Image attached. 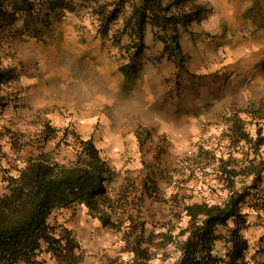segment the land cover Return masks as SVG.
<instances>
[{"label":"rangeland","instance_id":"rangeland-1","mask_svg":"<svg viewBox=\"0 0 264 264\" xmlns=\"http://www.w3.org/2000/svg\"><path fill=\"white\" fill-rule=\"evenodd\" d=\"M65 2L44 37L23 20L0 28V62L17 75L2 91L12 109L3 110L0 128L22 132L24 143H11L19 140L7 132L0 194L29 156L45 151L69 162L78 136L92 138L117 171L107 209L116 224L85 206L65 210L60 220L77 247L47 254L44 264H135L130 242L141 224L153 242L144 246L157 253L152 263L175 264L193 226L186 205L222 203L232 188L250 192L241 210L263 252L264 172L259 182L241 173L231 185L225 168L264 166V0H189L203 6L201 20L168 30L151 23L143 46L122 30L129 3L104 31L99 16L112 15L116 0ZM176 32L181 59L170 38ZM230 245L221 239L216 249L224 254Z\"/></svg>","mask_w":264,"mask_h":264},{"label":"trees","instance_id":"trees-1","mask_svg":"<svg viewBox=\"0 0 264 264\" xmlns=\"http://www.w3.org/2000/svg\"><path fill=\"white\" fill-rule=\"evenodd\" d=\"M116 1L119 8L115 6L109 12L112 15L107 16L102 11L99 16L103 22L101 28L107 30L105 21L111 22L118 10L126 8L125 4L129 3L133 8L125 18L122 30L129 33L132 40H139L142 46L149 24L168 30V23L176 21L186 26L201 20L204 13L203 6L189 5V0H170L167 4L164 0ZM65 3V0H0V28L14 26L23 20L28 31L44 37V30L51 27L52 13L66 8ZM172 8H177L178 13H170ZM170 38L174 41V53L179 59L183 58L180 34L176 32ZM16 77L15 68L0 62V105H4V86ZM7 132L19 140H10L11 143L19 147L24 144L19 138L22 132L0 128V160L6 155L3 148ZM81 137L78 136L80 146L75 147V158L69 162H60L51 153L42 151L26 158L24 166L17 167V173L8 176L7 192L0 194V264H44L47 254L53 259L75 249L77 242L73 228L60 220V215L67 209L85 206L104 225L116 224L107 209H113L109 186L115 181L117 171L92 138ZM261 143L253 146L257 154ZM225 169L231 185L241 173L252 175L254 181L259 182L264 172L261 162H252L240 170ZM248 195L250 192L246 188H232L222 203L187 204L185 213L192 219L193 226L180 245L182 253L175 264H264V250L260 252V247L253 245L246 232L251 224L247 223V215L241 207ZM220 227L227 233L219 232ZM144 231L145 226L141 224L140 235L130 242L135 264H153L152 259L157 255L150 251L153 242L145 238ZM221 239L231 244L224 254L216 249ZM146 243L150 246H144Z\"/></svg>","mask_w":264,"mask_h":264},{"label":"crops","instance_id":"crops-1","mask_svg":"<svg viewBox=\"0 0 264 264\" xmlns=\"http://www.w3.org/2000/svg\"><path fill=\"white\" fill-rule=\"evenodd\" d=\"M59 75H61V73H58V76ZM62 76H65V73H62V75H61V77ZM67 76V75H66ZM12 109V107H9L8 105H6V107H5V109L2 107H0V116H3V115H7V114H5V113H3V110L5 111V112H8V110H11ZM5 117H7V116H5ZM0 125H3V122H0ZM101 153H102V151H101ZM103 155V154H102ZM104 156V155H103ZM108 160H109V162H110V164L112 165V163H111V161H110V158L109 157H106ZM113 167V166H112ZM114 168V167H113ZM49 260H51V259H49ZM54 263V260H51L50 261V264H53Z\"/></svg>","mask_w":264,"mask_h":264},{"label":"clouds","instance_id":"clouds-1","mask_svg":"<svg viewBox=\"0 0 264 264\" xmlns=\"http://www.w3.org/2000/svg\"><path fill=\"white\" fill-rule=\"evenodd\" d=\"M14 99V98H13ZM7 103H8V100H6V97H5V99H4V105L3 106H5V105H7ZM1 107H3L2 105H0ZM5 126H3V127H1V128H4ZM7 128V127H6Z\"/></svg>","mask_w":264,"mask_h":264}]
</instances>
